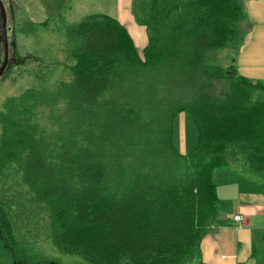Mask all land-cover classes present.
<instances>
[{
    "label": "trees",
    "instance_id": "trees-1",
    "mask_svg": "<svg viewBox=\"0 0 264 264\" xmlns=\"http://www.w3.org/2000/svg\"><path fill=\"white\" fill-rule=\"evenodd\" d=\"M132 13L141 52L105 14L67 28L59 153L33 120L36 91L0 112V263L55 264L28 254L49 242L85 264H200L212 172L264 173V85L209 61L239 36L241 1L133 0ZM181 113L197 130L187 154ZM110 172L129 175L121 190L104 187Z\"/></svg>",
    "mask_w": 264,
    "mask_h": 264
},
{
    "label": "rangeland",
    "instance_id": "rangeland-1",
    "mask_svg": "<svg viewBox=\"0 0 264 264\" xmlns=\"http://www.w3.org/2000/svg\"><path fill=\"white\" fill-rule=\"evenodd\" d=\"M1 1L6 11L8 65L0 77V112L4 110L6 101L19 97L27 90L36 91L38 97L34 99L36 113L33 120L43 130L44 139L49 141L51 148L59 153L65 141V132L59 122L64 107L61 85L72 81L69 69L72 62L65 32L70 25L91 14L114 13V0ZM245 36L239 31L237 39L228 47L212 53L209 61L223 68L234 66L239 75L264 85V32H255L252 42L243 49ZM137 50L141 52L142 48ZM2 61L0 32V66ZM173 141L175 148L183 154L195 147L197 130L189 114L183 113L175 119ZM127 173L130 174V171L127 170ZM127 173L124 172L122 178L114 172L108 173L104 187L110 192L121 190L128 180ZM28 254L55 264H85L78 257L58 252L49 242L37 243L28 250ZM0 264L10 262L5 259Z\"/></svg>",
    "mask_w": 264,
    "mask_h": 264
},
{
    "label": "crops",
    "instance_id": "crops-1",
    "mask_svg": "<svg viewBox=\"0 0 264 264\" xmlns=\"http://www.w3.org/2000/svg\"><path fill=\"white\" fill-rule=\"evenodd\" d=\"M132 1L114 0V13L108 16L126 29L136 49H143L146 32L134 20ZM240 1L245 19L238 30L246 35L244 49L255 32H264V0ZM211 180L216 186L218 215L200 242V264H264V175L216 169ZM235 216L242 221H234Z\"/></svg>",
    "mask_w": 264,
    "mask_h": 264
},
{
    "label": "water",
    "instance_id": "water-1",
    "mask_svg": "<svg viewBox=\"0 0 264 264\" xmlns=\"http://www.w3.org/2000/svg\"><path fill=\"white\" fill-rule=\"evenodd\" d=\"M0 32L3 46V61L0 66V77L8 65V40L6 33V11L3 2L0 0Z\"/></svg>",
    "mask_w": 264,
    "mask_h": 264
},
{
    "label": "built area",
    "instance_id": "built-area-1",
    "mask_svg": "<svg viewBox=\"0 0 264 264\" xmlns=\"http://www.w3.org/2000/svg\"><path fill=\"white\" fill-rule=\"evenodd\" d=\"M233 219L236 222H241L242 221V217L241 216H235Z\"/></svg>",
    "mask_w": 264,
    "mask_h": 264
}]
</instances>
